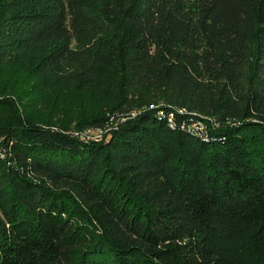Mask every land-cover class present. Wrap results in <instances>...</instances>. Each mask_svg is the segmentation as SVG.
Here are the masks:
<instances>
[{"label":"trees","instance_id":"obj_1","mask_svg":"<svg viewBox=\"0 0 264 264\" xmlns=\"http://www.w3.org/2000/svg\"><path fill=\"white\" fill-rule=\"evenodd\" d=\"M0 264H264V0H0Z\"/></svg>","mask_w":264,"mask_h":264},{"label":"built area","instance_id":"obj_2","mask_svg":"<svg viewBox=\"0 0 264 264\" xmlns=\"http://www.w3.org/2000/svg\"><path fill=\"white\" fill-rule=\"evenodd\" d=\"M176 111L177 112H184L185 110L183 109V108H179V109H176ZM158 114H160V115H163L164 113L161 111V110H159L158 111ZM168 120H169V122H171L172 123V120H173V112H169L168 113ZM191 128H193L194 130H197V129H200V128H202V124L199 122V121H194L192 124H191ZM90 130V129H89ZM97 131V130H96ZM99 132L100 131H97V134L96 135H90L89 133H87V134H85V136H81V134H80V132H76L80 137H83V138H91V139H93V138H97V137H99Z\"/></svg>","mask_w":264,"mask_h":264},{"label":"rangeland","instance_id":"obj_3","mask_svg":"<svg viewBox=\"0 0 264 264\" xmlns=\"http://www.w3.org/2000/svg\"><path fill=\"white\" fill-rule=\"evenodd\" d=\"M62 116V111L59 110L58 108L53 111V113L50 114L51 119L58 120ZM89 133L90 135H96L97 131L96 130H89L88 128H84L80 131L81 136H85V134Z\"/></svg>","mask_w":264,"mask_h":264}]
</instances>
